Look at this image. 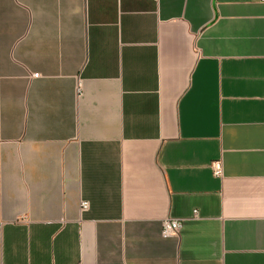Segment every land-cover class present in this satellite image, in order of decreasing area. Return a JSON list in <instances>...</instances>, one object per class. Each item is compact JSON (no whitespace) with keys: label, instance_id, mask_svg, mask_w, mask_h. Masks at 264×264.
I'll use <instances>...</instances> for the list:
<instances>
[{"label":"crops","instance_id":"crops-1","mask_svg":"<svg viewBox=\"0 0 264 264\" xmlns=\"http://www.w3.org/2000/svg\"><path fill=\"white\" fill-rule=\"evenodd\" d=\"M0 264H264V0H0Z\"/></svg>","mask_w":264,"mask_h":264},{"label":"built area","instance_id":"built-area-1","mask_svg":"<svg viewBox=\"0 0 264 264\" xmlns=\"http://www.w3.org/2000/svg\"><path fill=\"white\" fill-rule=\"evenodd\" d=\"M35 77H38L39 74H34ZM212 170L215 176L221 177L223 175V166L220 160H214L211 164ZM82 210H88L90 207V202L88 200H83L81 202ZM197 215V211H196ZM183 223L182 220L174 219V218H166L163 220L162 224V236L170 237L178 235Z\"/></svg>","mask_w":264,"mask_h":264}]
</instances>
